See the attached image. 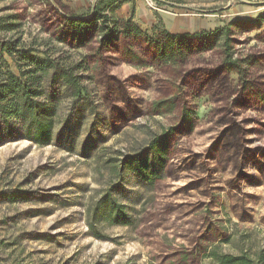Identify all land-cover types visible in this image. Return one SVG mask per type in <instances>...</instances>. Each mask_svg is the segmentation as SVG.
<instances>
[{
  "label": "rangeland",
  "instance_id": "1",
  "mask_svg": "<svg viewBox=\"0 0 264 264\" xmlns=\"http://www.w3.org/2000/svg\"><path fill=\"white\" fill-rule=\"evenodd\" d=\"M146 1L127 0L115 16L138 3L155 19L133 20L140 29L171 32L163 13L192 33L264 14V0H151L157 10ZM95 2L0 0V40L46 51L81 88L73 102L63 80L50 89L48 74L51 142L0 145V264H215L211 250L264 264V19L259 29L231 26L226 52L217 44L180 65L160 64L140 43L148 65L132 66L97 38L79 49L57 41L63 18ZM227 52L237 68L226 67ZM170 128L164 164L150 163L158 172L146 183L126 157ZM110 193L123 224L97 205Z\"/></svg>",
  "mask_w": 264,
  "mask_h": 264
},
{
  "label": "trees",
  "instance_id": "2",
  "mask_svg": "<svg viewBox=\"0 0 264 264\" xmlns=\"http://www.w3.org/2000/svg\"><path fill=\"white\" fill-rule=\"evenodd\" d=\"M127 0H96L90 11L86 14H70L63 18L57 35V41L69 44L72 48H83L93 38H97L98 49L115 50L121 59L132 66L148 65L141 61V54L137 45L143 43L141 53L154 52V60L164 65H180L187 61L194 53L213 49L217 44L227 51L230 41V27L242 25H255L261 27L264 14L252 20H236L213 31L200 30L195 32L171 33L165 29L153 26L151 33L139 28L133 21L134 8H130L129 15L117 18L115 12ZM9 30L13 28L8 25ZM0 29H2L0 27ZM264 43V29L260 35ZM121 43V49L115 47ZM18 41L0 40V145L7 141L26 139L34 144L48 145L53 136L55 106H51V93L43 89V83L49 74L48 84L63 80L70 90L72 101L81 97V88L76 78L71 74V68L61 67L46 51H39L31 47L19 46ZM140 50V49H139ZM8 57L13 64L4 58ZM230 53L226 54V67L237 68V59H232ZM13 67V68H12ZM239 74V73H238ZM154 106L159 108L168 105L167 101H156ZM173 129L153 137L144 151L137 155L126 157V165H130L133 173L142 181L152 184L158 170L150 167L156 162L160 167L164 164V152L168 136ZM125 166V165H124ZM9 202L17 200V191L6 194ZM108 196V197H107ZM110 197V198H109ZM108 199V200H107ZM106 202V203H105ZM104 204L108 213L113 215L112 223H125L126 213L121 204L117 203L111 193L101 197L97 205ZM208 257L215 264H261L263 257L256 259L242 253L238 255L219 254L215 250L208 253Z\"/></svg>",
  "mask_w": 264,
  "mask_h": 264
},
{
  "label": "crops",
  "instance_id": "3",
  "mask_svg": "<svg viewBox=\"0 0 264 264\" xmlns=\"http://www.w3.org/2000/svg\"><path fill=\"white\" fill-rule=\"evenodd\" d=\"M144 16H146V19L144 18ZM159 16H160V19H161L163 24H165L166 26H169V25L171 26L170 27V28H172L171 32H173V33H178V32H182V31L187 32V30L180 29L179 24L182 21L180 18L172 19L171 17H169L167 15L166 16L163 15V13H161ZM133 20L140 21L143 24L152 25V23L154 22L155 19L151 15H145V13H143L142 6L137 3L135 8H134ZM214 27L216 28V26H214ZM204 29H206V28H204ZM207 29H210V28H207ZM10 66H12V65L10 64Z\"/></svg>",
  "mask_w": 264,
  "mask_h": 264
},
{
  "label": "built area",
  "instance_id": "4",
  "mask_svg": "<svg viewBox=\"0 0 264 264\" xmlns=\"http://www.w3.org/2000/svg\"><path fill=\"white\" fill-rule=\"evenodd\" d=\"M146 4H147V6H148L150 9L157 10V7L153 5V3H152L151 0H147V1H146Z\"/></svg>",
  "mask_w": 264,
  "mask_h": 264
}]
</instances>
